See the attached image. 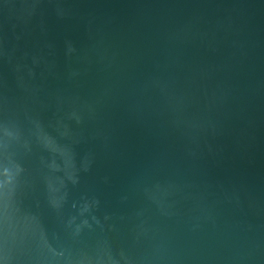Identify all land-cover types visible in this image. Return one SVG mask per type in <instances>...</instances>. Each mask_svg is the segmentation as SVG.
I'll return each instance as SVG.
<instances>
[{
    "label": "water",
    "instance_id": "1",
    "mask_svg": "<svg viewBox=\"0 0 264 264\" xmlns=\"http://www.w3.org/2000/svg\"><path fill=\"white\" fill-rule=\"evenodd\" d=\"M0 264H264V0H0Z\"/></svg>",
    "mask_w": 264,
    "mask_h": 264
}]
</instances>
